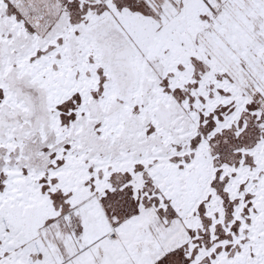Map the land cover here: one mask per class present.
<instances>
[{"label":"snow or ice","instance_id":"1","mask_svg":"<svg viewBox=\"0 0 264 264\" xmlns=\"http://www.w3.org/2000/svg\"><path fill=\"white\" fill-rule=\"evenodd\" d=\"M0 264H264V0H0Z\"/></svg>","mask_w":264,"mask_h":264}]
</instances>
